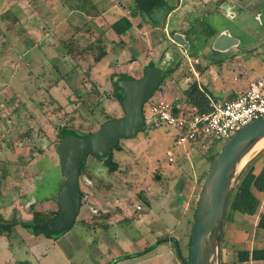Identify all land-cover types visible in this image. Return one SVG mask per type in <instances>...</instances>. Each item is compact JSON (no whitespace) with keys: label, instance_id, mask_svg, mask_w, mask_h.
I'll list each match as a JSON object with an SVG mask.
<instances>
[{"label":"rangeland","instance_id":"1","mask_svg":"<svg viewBox=\"0 0 264 264\" xmlns=\"http://www.w3.org/2000/svg\"><path fill=\"white\" fill-rule=\"evenodd\" d=\"M132 1L96 0L97 6L93 10L87 7L77 12L68 11L78 4L76 0H62V4L59 0H0V16L8 11L18 20L14 25L0 21V214L3 220L15 218L25 224L31 222L35 212L45 216L58 210V192L64 179L55 154V146L59 142L57 130L69 127L78 134H89L109 120L122 118L123 110L113 87L116 75L140 79L148 62L155 60L153 50L157 55L159 48L165 54L166 48L172 53V47L177 50L183 47L184 52H190L193 46L201 59L203 56L207 58L199 51L209 46L211 38H206L211 33L221 34V30L226 28L236 35V25L240 23L247 27L248 33L253 31V36H256L264 24V11L258 22L256 15L255 19L252 18L258 9L251 0V8L246 13L247 23L244 19L241 21L240 16L233 20L227 15L205 13L200 17V23L189 21L195 24L186 32L190 48L179 45L172 35L168 37L171 42L165 40L152 50L154 38L162 36L161 25L166 21L164 11L156 12L150 19L135 18L134 27L122 37H117L109 28L113 21L127 14ZM153 21L156 22L155 27L152 26ZM255 22L259 27L249 29V24ZM168 24L170 30H176L181 24L179 14L168 17ZM241 31L247 33L244 28ZM98 38L103 41L106 55L94 63L85 48ZM60 40L63 41L60 43ZM62 42L73 44L76 51L74 59L66 56L70 47L62 46ZM253 54L258 56L256 51ZM175 56L172 65L176 67L178 64L176 69L180 68L181 72L176 70L166 77V67L160 65V60L154 61L163 70L165 79L161 86L170 91L166 90L168 93L164 94L167 99H171L173 93H182L184 85L179 73L183 76L188 74L187 64L192 58L189 54L188 61L179 52ZM251 56L243 53L242 58ZM200 58L196 59L197 63H192L193 66L198 68L200 65V70L202 66L206 69L209 60ZM172 82H178L177 90L172 89ZM161 95L156 91L150 100H158ZM149 101L143 106L145 115H148ZM176 136L175 129L165 125L154 128L144 123L135 138L119 142L120 151L113 152L118 169L112 174L108 173L100 158L86 157L85 171L79 179L83 194L81 209L72 229L59 238H48L34 234L32 229L21 224L15 225L11 233L0 234V264L114 262L128 250L126 246L129 243L138 246L137 242L146 233L151 237L157 233L159 224L155 215L161 216V207L168 200L177 202L179 206L187 203L191 210L195 208L203 177L211 165L210 159L217 156L227 141L212 143L210 149L201 145L178 146ZM256 154L260 159L255 158ZM171 157L173 161L169 162ZM262 158L264 147L250 157L257 163ZM251 160L249 164H252ZM109 175L113 178H108ZM160 190L166 193L162 200L158 194ZM143 192L149 197L155 196L154 199L160 203H155L145 224L141 221L143 233L140 234L127 229L129 225L124 221L123 211L137 218L132 213L135 203L146 209L143 206L145 202L138 198ZM101 209L109 210L108 221H121L119 226L123 233H115L118 239L97 226L105 222L100 219L106 214L101 213ZM136 213L142 214L141 211ZM233 218L231 223H226L222 238L224 264H232L235 243L241 242L239 234L254 227V217L245 220L235 214ZM160 242L169 243L161 248L167 252L171 248L179 262L176 242L184 245L185 250L188 239L176 232ZM159 251L162 250L146 252L147 260ZM165 257L167 261L173 260L170 254ZM120 259L126 260L128 256Z\"/></svg>","mask_w":264,"mask_h":264},{"label":"crops","instance_id":"2","mask_svg":"<svg viewBox=\"0 0 264 264\" xmlns=\"http://www.w3.org/2000/svg\"><path fill=\"white\" fill-rule=\"evenodd\" d=\"M254 3H256L254 6L258 9V12L252 16V18L255 19L256 15V21L258 22V17L263 13L264 11V0H253ZM186 10H185V9ZM251 8V0H179L177 7L170 12L167 16H165V24H164V29H162V36L159 38H154V45L152 47V50L154 48H158L160 44L162 45L163 43L166 42H171L168 37H172V32L173 34V39L175 35H180L182 37H178L180 40L184 38L185 40L187 39L186 37V32L190 30L195 24H190L189 21H197L200 23V17H203L202 15H212V14H221L224 17L229 16V19L235 20L238 16H240L241 21H245L247 19V10H250ZM242 9V11H241ZM180 10H182L184 13H181ZM173 14H179L181 24L178 26L176 30H170L169 29V24H168V17H171ZM227 15V16H226ZM228 19V20H229ZM232 20V21H233ZM252 19L250 20V22ZM250 23L249 24V29L258 26V23ZM159 25V24H158ZM187 29L185 30V28ZM259 27V26H258ZM261 27V26H260ZM146 28V27H144ZM236 29L234 34H231L230 31H228L226 28L221 30V34L227 35L224 40H222L221 43H214L216 38L221 35V34H215L214 37L209 40V46L205 48V50H200V54H205L207 55V58L203 56L201 59L196 53V51L193 49V46L190 49V56H192L189 65L187 64L188 68V74L186 76H183L184 74H180V79L182 78L183 83V88L181 91L185 90L191 83L196 82L198 85V88L206 93V95L209 98V102H229L231 100H234L237 96H239L243 91L247 89L249 86L250 82L254 81L256 78H258L261 73H262V65L264 63V24L262 23V27L260 30H258V33L256 36H253V31L248 33L247 27L245 25H241L238 23L236 25ZM245 29L247 33L244 31H241V29ZM240 29V30H239ZM169 33L171 36H169ZM232 38L233 40H231ZM156 39V40H155ZM257 42H253L254 40ZM160 40V41H159ZM175 42H177L174 39ZM178 43V42H177ZM184 45V44H183ZM188 46L187 48H190L189 44L186 45ZM172 52H168L167 48L165 51V54L163 53V50L159 48V52L157 55L154 53L155 51L153 50L152 55L154 56V61H158L161 63V66L166 67V71H169L170 73L172 72H181L180 68L174 67L172 65V62L174 61V58L176 59L175 54L179 52L175 47H172ZM256 51L258 53V62L257 58L254 57L253 53ZM250 52V53H247ZM154 53V54H153ZM196 53V54H195ZM246 54L247 57L251 58H246L243 59L242 55ZM256 55V54H255ZM156 56V57H155ZM197 56V57H196ZM254 57L255 60L252 58ZM201 60H209L208 63L206 64L207 67L206 69L202 66L201 70L196 68V65L193 66L195 63V60L197 59ZM253 60V61H251ZM153 61V62H154ZM149 63V62H148ZM130 69V66H129ZM179 69V70H178ZM178 74V75H179ZM131 77V75H130ZM133 78V77H131ZM186 79H188L190 82H185ZM172 89L177 90L178 89V82H172ZM169 91L166 88H162V92L159 94H162L159 96V100H165L168 102H173L176 98L181 96V94H175L173 93L171 99H167L164 94L165 92ZM170 92V91H169ZM168 93V92H167ZM156 99V98H155ZM260 154V152H258ZM258 154V155H259ZM260 159V156H255V158ZM255 161V159H254ZM252 162L250 165H252L255 169V173H259L261 169L264 167V164H261L264 162V159L262 158L261 160H258L257 162ZM263 161V162H262ZM111 179L113 178L112 175H109L108 178ZM144 190V189H143ZM150 191V189H147ZM146 190V191H147ZM145 191V190H144ZM161 196V200L164 199V196H166L162 190H160V193H158ZM142 197L146 202H148L149 206H145V210L142 207L140 210H137L136 207L139 205L138 203H135V210H132L133 214L137 215V218L134 216H130L128 213L123 211V214L125 215L124 221L127 222L129 225L127 227L128 230L134 231L136 233H143L142 231V226L140 223L145 224L146 219L152 214V211L154 209L155 203L159 202L155 196L149 197L148 194L145 192L142 193ZM258 198L260 199V203L258 205V211L254 216V227L253 229L250 230L248 229L246 233H237L239 234V238L241 242H236L235 243V249H241L243 247V243L245 246L249 249L253 248L254 246H257L258 244V249L264 248V235L261 230H258V241H254V229L255 225L257 223V220H259V215L261 213H264V194H258ZM153 199V200H152ZM197 200V199H196ZM195 200V202H196ZM167 201V200H165ZM160 203V202H159ZM142 212V214H138L136 212ZM109 210H102L101 213H106L101 220H104L105 222L102 224H97L98 227H102L103 231L106 233H112L114 235L115 239H118L117 234L123 233L122 232V227L119 226L121 225V221H108L107 218L110 216V214H107ZM125 212V213H124ZM194 212L192 213L191 209H189V206H187V203H181V206L175 201L168 200L165 205L161 207V216L155 215L156 218L158 219V224L159 228L156 234H153V237L149 234H145L143 238L139 242H137L138 246H136L134 243H129L126 247L128 248L127 251H125L122 255H119L116 257V259L111 261L113 264H180L176 258L173 256L171 248H169V252L163 250L161 247L165 245L168 246V242H160V240H167V238L171 235H174L179 233L182 235V238H186L187 233L190 228L189 220L191 216H193ZM102 215V214H100ZM140 215V216H139ZM164 215V216H162ZM139 216V217H138ZM241 216V215H240ZM235 217V215H234ZM242 219H247L251 218L250 216H241ZM136 220H135V219ZM234 219V218H233ZM143 220V221H142ZM142 221V222H141ZM231 223V222H228ZM226 227V225H225ZM179 229V230H178ZM225 229V228H224ZM224 229L221 230L223 232V237H224ZM126 234V233H125ZM159 240V241H158ZM161 249L162 251L157 252L156 256L151 258L150 260H147L148 256L147 253H152L155 251H158ZM147 252V253H146ZM167 253V254H166ZM223 250H222V243L220 241V261L221 264L224 262V256L222 255ZM170 254L173 257V260L167 261L165 255ZM127 257L128 259H120L121 257ZM120 260V261H119ZM110 261H107L105 264L111 263ZM245 264H264V261H255V262H248Z\"/></svg>","mask_w":264,"mask_h":264},{"label":"water","instance_id":"3","mask_svg":"<svg viewBox=\"0 0 264 264\" xmlns=\"http://www.w3.org/2000/svg\"><path fill=\"white\" fill-rule=\"evenodd\" d=\"M179 36L175 35L174 39L179 44L188 45ZM226 36L219 35L214 43H221ZM162 78L163 70L152 61L145 66L140 79H119L117 85L123 93L122 118L109 120L84 136L73 132L62 135L55 147L64 179L58 192L59 215L55 221L36 225L34 229L57 235L75 224L81 209L79 178L82 160L88 156L105 157L121 140L137 136L144 125L143 106L156 91L162 92ZM262 141L264 119L248 124L233 135L213 160L194 208L188 264H221L220 237L226 206L237 181L252 159L250 157L256 152L255 147ZM156 179L159 177L156 176Z\"/></svg>","mask_w":264,"mask_h":264},{"label":"trees","instance_id":"4","mask_svg":"<svg viewBox=\"0 0 264 264\" xmlns=\"http://www.w3.org/2000/svg\"><path fill=\"white\" fill-rule=\"evenodd\" d=\"M59 1L62 4V0ZM76 1L78 2V4L75 7L70 8L68 11L79 12L78 10H83L86 9L87 7H91V10H93V8L97 6V3L94 2L96 0H76ZM178 1L179 0H133L131 5L128 7L129 11H127V14L122 15L120 18L113 21L109 28L117 37L125 36L134 27L133 20L135 18H140L142 20H144L145 18L150 19L149 17H151L153 14L159 11H164L165 16H167L177 7ZM9 13L10 12L8 11L3 12L0 16L1 19L0 21L3 22L9 21L11 25L16 24L18 21L17 17L12 13L10 14ZM152 26L154 27L156 26L155 21H153ZM161 28L164 29L163 24L161 25ZM171 34L173 35L174 33L172 32ZM197 36L201 37L199 34ZM214 36L215 34L211 33L206 39L208 40ZM61 41L63 40H60V43ZM62 46L70 47V50L66 53V56L74 59L76 51L74 50L73 44L71 42H68L67 44H65V42H62ZM85 52H87L93 58L94 63L100 62L103 59V57L106 55V50L103 46V41L101 40V38H98L95 42L90 43L85 48ZM165 73H166L164 74L165 77L167 76L168 73L170 74L169 71H166ZM165 77L162 79V82L164 81ZM115 78L117 79L113 81L114 92L121 106L123 93L121 89L118 87L117 81L122 78L129 79L131 77L125 74H121V75H116ZM179 97L175 102V106L178 107L177 109L178 112L184 111L185 113H187V108L190 109L195 108L197 113H209L211 111L208 96L204 91L198 88L196 82L191 83L185 90H183L181 96ZM57 131H58L57 134L59 141L61 140L62 135L66 132H73L78 136L87 135V134H78L77 132H75V130L69 127H62ZM190 145L192 146L196 145V141L191 142ZM210 147L211 145L209 146V149ZM114 151H120L119 143L115 145V147L111 151H109L104 158L99 159L104 163V166L107 168L109 174L115 173L118 169L117 162L115 161V158H113ZM214 159H215L214 157L210 159V164H212ZM84 161L85 159H83L81 163L80 174H82L83 171H85ZM258 194H264V167L261 169L259 173H255L254 167L249 164L247 165L246 169L244 170L241 177L237 181V184L235 185L233 192L230 196V199L226 206V211L224 214L221 230L225 228L226 223L233 221V217L235 214H239L241 216H250V217L254 216L258 211V205L260 203ZM82 197L83 194L81 192V199ZM138 198L142 199L145 202L146 207L149 206L148 202H146L142 197V193L138 195ZM57 204H58V199H57ZM191 211L193 213L194 208H192ZM58 215H59V206L56 212H53L51 214H46L45 216L43 215V213H38V212L33 213V218L31 222H27L24 224L19 220H16L15 218L9 221H5L3 220L0 214V234L7 235L11 233L12 228L15 225L21 224L22 226L23 225L29 226L28 228L32 229V232L36 235L43 234L48 238H52V237L59 238L60 236L64 235L69 230H71L73 226L65 229L61 234H57V235L45 234L42 231L34 229V226L36 225L51 223L55 221L58 218ZM192 219L193 216H191L189 220L190 228L186 235L188 239V243L185 245V250H183L184 245L181 246L180 243L176 242L177 259L181 264H188V260H189V242H190V235L192 229ZM80 224L85 225V222H81ZM258 230H261L264 235V213H261L259 215V220H257V223L255 225L254 241L255 240L258 241ZM222 238H223V232H221V237H220L221 243H222ZM231 256H232L231 259L232 264H245L251 261L252 262L264 261V248L258 249V244H257V246H254L253 248L249 249L244 245L241 249H234ZM20 264H27V263L22 262ZM109 264H112V262Z\"/></svg>","mask_w":264,"mask_h":264},{"label":"built area","instance_id":"5","mask_svg":"<svg viewBox=\"0 0 264 264\" xmlns=\"http://www.w3.org/2000/svg\"><path fill=\"white\" fill-rule=\"evenodd\" d=\"M184 50L179 47V53L189 61V53ZM176 100H150L148 115L143 112L144 123L154 128L165 125L175 129L178 146L190 145L193 141L201 146L228 141L248 124L264 119V63L261 75L250 82L245 91L229 102H210L209 113H197L195 108H187V113L178 112ZM172 161L171 157L169 162ZM136 209L141 208L137 206Z\"/></svg>","mask_w":264,"mask_h":264},{"label":"bare ground","instance_id":"6","mask_svg":"<svg viewBox=\"0 0 264 264\" xmlns=\"http://www.w3.org/2000/svg\"><path fill=\"white\" fill-rule=\"evenodd\" d=\"M264 147V141H262L260 144H258L256 147H255V150L258 151L260 148H263Z\"/></svg>","mask_w":264,"mask_h":264},{"label":"flooded vegetation","instance_id":"7","mask_svg":"<svg viewBox=\"0 0 264 264\" xmlns=\"http://www.w3.org/2000/svg\"><path fill=\"white\" fill-rule=\"evenodd\" d=\"M57 133H58V132H57ZM59 142H60V141H59ZM59 142H58V143H59ZM80 176H81V174H80ZM79 179H80V178H79ZM79 189H80V186H79ZM80 191H81V190H80Z\"/></svg>","mask_w":264,"mask_h":264},{"label":"clouds","instance_id":"8","mask_svg":"<svg viewBox=\"0 0 264 264\" xmlns=\"http://www.w3.org/2000/svg\"><path fill=\"white\" fill-rule=\"evenodd\" d=\"M179 45H182V44H179ZM140 207V206H139ZM141 208V207H140Z\"/></svg>","mask_w":264,"mask_h":264}]
</instances>
